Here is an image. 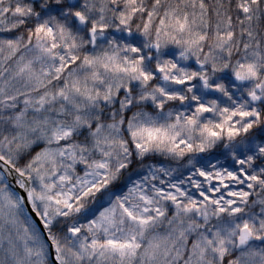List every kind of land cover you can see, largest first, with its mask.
Masks as SVG:
<instances>
[{
	"label": "snow or ice",
	"instance_id": "obj_1",
	"mask_svg": "<svg viewBox=\"0 0 264 264\" xmlns=\"http://www.w3.org/2000/svg\"><path fill=\"white\" fill-rule=\"evenodd\" d=\"M0 264H264V0H0Z\"/></svg>",
	"mask_w": 264,
	"mask_h": 264
}]
</instances>
